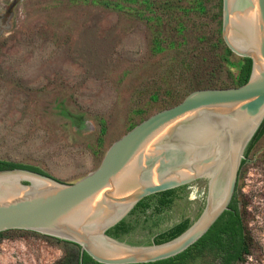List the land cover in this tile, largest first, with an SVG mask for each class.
<instances>
[{
    "label": "rangeland",
    "instance_id": "obj_1",
    "mask_svg": "<svg viewBox=\"0 0 264 264\" xmlns=\"http://www.w3.org/2000/svg\"><path fill=\"white\" fill-rule=\"evenodd\" d=\"M221 1L0 0V159L70 183L149 114L196 88L235 86ZM235 197L249 235L238 264H264V133ZM78 254L0 250V264H77Z\"/></svg>",
    "mask_w": 264,
    "mask_h": 264
},
{
    "label": "water",
    "instance_id": "obj_2",
    "mask_svg": "<svg viewBox=\"0 0 264 264\" xmlns=\"http://www.w3.org/2000/svg\"><path fill=\"white\" fill-rule=\"evenodd\" d=\"M234 2L247 45L230 35ZM221 37L250 58L243 84L196 88L149 114L73 182L0 169V250L70 249L103 264L143 263L180 252L215 224L264 129V0H222Z\"/></svg>",
    "mask_w": 264,
    "mask_h": 264
},
{
    "label": "trees",
    "instance_id": "obj_3",
    "mask_svg": "<svg viewBox=\"0 0 264 264\" xmlns=\"http://www.w3.org/2000/svg\"><path fill=\"white\" fill-rule=\"evenodd\" d=\"M226 50L230 53L227 47ZM249 60L250 58L246 56H236L235 61L232 63L236 68L235 86L243 84ZM15 167L43 173L34 166L0 159V169ZM235 189L227 208L220 213L216 223L208 227L202 235L186 248L166 258L143 263L125 264H238L249 251V235L241 218L235 197ZM77 264L103 263L93 260L85 252H82L77 255Z\"/></svg>",
    "mask_w": 264,
    "mask_h": 264
},
{
    "label": "bare ground",
    "instance_id": "obj_4",
    "mask_svg": "<svg viewBox=\"0 0 264 264\" xmlns=\"http://www.w3.org/2000/svg\"><path fill=\"white\" fill-rule=\"evenodd\" d=\"M234 1V0H233ZM234 8L235 12L237 14V11L239 12L235 2H234ZM234 28L231 31L230 35L231 38L239 45H247L249 43V35H248V27L242 18L240 12L234 17ZM143 151V157L147 154V147H144L142 149ZM143 157H141L143 159ZM141 159V160H142ZM138 165V164H137ZM134 161L131 160L130 163L125 167V169L121 172V176L123 179L128 178L130 173L133 172L134 168Z\"/></svg>",
    "mask_w": 264,
    "mask_h": 264
}]
</instances>
